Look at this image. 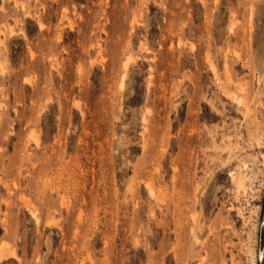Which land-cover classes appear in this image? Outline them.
Returning <instances> with one entry per match:
<instances>
[{
    "label": "rangeland",
    "instance_id": "374dc122",
    "mask_svg": "<svg viewBox=\"0 0 264 264\" xmlns=\"http://www.w3.org/2000/svg\"><path fill=\"white\" fill-rule=\"evenodd\" d=\"M264 0H0V264H264Z\"/></svg>",
    "mask_w": 264,
    "mask_h": 264
},
{
    "label": "water",
    "instance_id": "95a60500",
    "mask_svg": "<svg viewBox=\"0 0 264 264\" xmlns=\"http://www.w3.org/2000/svg\"><path fill=\"white\" fill-rule=\"evenodd\" d=\"M257 255H258L259 260L263 259V256H264V216L259 225Z\"/></svg>",
    "mask_w": 264,
    "mask_h": 264
}]
</instances>
